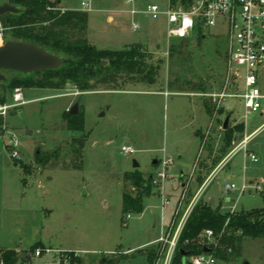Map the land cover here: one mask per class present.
<instances>
[{"label": "rangeland", "instance_id": "1", "mask_svg": "<svg viewBox=\"0 0 264 264\" xmlns=\"http://www.w3.org/2000/svg\"><path fill=\"white\" fill-rule=\"evenodd\" d=\"M60 1L57 8L72 10L81 8L83 0ZM91 4L84 37L99 50L143 47L145 62L156 73L155 84L140 76L120 75L116 82L109 79L93 91L79 93L71 84L63 90L11 87L15 79L34 77L2 72L6 81L0 84V106L12 103L17 88L25 101L8 109L0 126V249L15 250L20 264H73L72 258L80 264L107 259L114 264H150L146 256L157 248L153 242L169 226L174 206L179 202L182 208V196L190 198L209 175L204 198H213L216 205L221 200L222 213L234 203L237 212L264 209V193L255 188L264 177V127L248 140L246 149L223 162L245 129L249 134L264 123L259 114L245 116L241 99L217 97L238 89L226 81L225 27L216 24L199 29L200 34L194 31L167 40L163 16L151 19L128 13L148 5L165 10L166 0H92ZM110 11L120 12L114 23L115 13ZM132 22L139 24L137 32L131 31ZM0 28L1 45L11 36L1 23ZM151 90L163 95L142 93ZM171 92H187L193 100L206 101L212 106L210 120L192 107L189 97ZM75 104L84 114L82 133L69 132L62 118ZM230 113L233 136L225 147L222 125ZM193 129L204 131L202 142L190 134ZM11 139L17 141L18 159L11 157ZM82 139L73 151V140ZM122 145L131 146L135 154L124 156ZM244 150L253 152L257 162L245 158ZM165 159L169 160L164 183L168 209L161 207L159 191L150 184L142 212L129 213L125 221L122 191L135 194L137 189L124 174L138 171L151 180ZM134 160L138 168H133ZM225 185L235 190L227 192ZM242 186H246L243 192ZM33 245L41 251L31 250ZM216 264H264V237L244 238L236 257Z\"/></svg>", "mask_w": 264, "mask_h": 264}, {"label": "trees", "instance_id": "2", "mask_svg": "<svg viewBox=\"0 0 264 264\" xmlns=\"http://www.w3.org/2000/svg\"><path fill=\"white\" fill-rule=\"evenodd\" d=\"M21 10L19 14H4L0 16L2 27L9 31L11 40L34 44L46 51L62 58L63 65L54 70L36 72L34 78L15 79L11 87H35L39 89L63 90L71 84L77 92L93 91L100 85L115 81L117 76H140L145 83L155 81V70L145 62L143 47L136 46L129 50H99L85 37L87 30V13L76 10L57 8L58 2L51 0H0ZM200 34L199 29H195ZM103 62L106 64L103 65ZM39 75V77H37ZM116 82V81H115ZM1 84V83H0ZM211 105L206 104V110L211 114ZM69 132L82 133L84 131V114L80 110L77 114L69 112L62 114ZM4 123L0 116V126ZM242 127V126H241ZM242 132V129L239 131ZM225 147L232 139L229 128L223 130ZM73 140L71 146L83 143ZM136 189V193L122 191V213H141L145 190L151 188V180L144 178L138 171L124 174ZM219 205H212L210 201L201 199L192 210L181 234L179 250L176 252L172 264H182L180 250L188 253H199V234L205 229L214 233V244L210 245L217 260L227 261L237 256L244 238L264 237V209L249 212H238L230 215L222 213ZM228 220L227 225L225 222ZM188 240L187 245L183 241ZM40 246H32L33 251L40 250ZM157 248L149 250L146 260L151 264L156 257ZM73 264H80V260L72 258ZM113 259H107L99 264H114ZM0 264H20V257L12 249H0Z\"/></svg>", "mask_w": 264, "mask_h": 264}, {"label": "built area", "instance_id": "3", "mask_svg": "<svg viewBox=\"0 0 264 264\" xmlns=\"http://www.w3.org/2000/svg\"><path fill=\"white\" fill-rule=\"evenodd\" d=\"M132 3V0H126ZM92 10L90 0H85L81 4V11L90 12ZM64 11V9L62 10ZM131 16L142 14L151 19L163 16L166 22V38H185L194 30L210 28L216 24L225 27L227 41V63L226 81L234 83L237 90L217 96L220 99L238 98L243 101L245 116L259 114L264 116V0H166V9L161 10L157 5H148L144 10L138 11L134 8L129 10ZM140 26L132 22L131 31L137 32ZM0 28V38H1ZM22 90L17 88L13 94L12 103L0 106V116H4L8 109H12L24 104ZM264 127L260 125L251 135H255ZM252 136L244 139L230 151L232 156L241 149H246L248 140ZM9 144L13 148L11 157L18 159L16 148L17 141L11 139ZM245 151V158L256 163L257 157L252 152ZM120 152L124 156H132L135 150L129 145H122ZM227 157V158H228ZM168 159L163 161V168L151 178V184L158 189L160 194L161 207L168 209L169 198L164 194V183L168 178L166 166ZM196 168L194 165L191 175ZM216 171V170H215ZM214 171V172H215ZM211 180L209 176L190 198L183 195L180 201L182 208L174 206L173 217L167 228H162L160 237L153 243L157 244L156 257L153 264H172L176 252L179 250L180 238L184 226L197 203L203 199L204 191ZM225 190L231 192L235 190L233 185H225ZM255 188L264 193V177L261 178ZM246 186H242L241 192ZM230 215L238 213L235 203L227 211ZM129 217L126 215L125 221ZM228 220L225 222L227 225ZM214 233L211 229H205L199 234V253H186L182 255V264H216L217 258L209 250L214 244ZM188 240L183 241L187 245ZM207 249V251H204ZM35 255H40L36 252Z\"/></svg>", "mask_w": 264, "mask_h": 264}, {"label": "water", "instance_id": "4", "mask_svg": "<svg viewBox=\"0 0 264 264\" xmlns=\"http://www.w3.org/2000/svg\"><path fill=\"white\" fill-rule=\"evenodd\" d=\"M20 12L19 8L8 3L0 4V16L8 13L19 14ZM105 64L103 62V65ZM62 65L63 60L61 57L28 42L7 40L0 45V83L6 81L5 76L2 74L3 71L28 75L46 70H54ZM68 112L71 115L77 114L78 106L75 104ZM228 122L229 116L223 122V130L228 128ZM138 167V163L134 160L133 168ZM210 203L213 205L212 201ZM204 251H207V249ZM180 253L185 255L187 252L180 250Z\"/></svg>", "mask_w": 264, "mask_h": 264}, {"label": "crops", "instance_id": "5", "mask_svg": "<svg viewBox=\"0 0 264 264\" xmlns=\"http://www.w3.org/2000/svg\"><path fill=\"white\" fill-rule=\"evenodd\" d=\"M57 2H58V5H61V1L60 0H56ZM83 1H85V0H83ZM82 1V2H83ZM82 2H81V4H82ZM90 2H92V0H90ZM62 7V6H61ZM91 7H92V4H91ZM63 9H64V7H62ZM64 10H66V9H64ZM72 10H76V11H81V8H79V9H72ZM92 10H93V8H92ZM110 12H112V13H115L114 15H112L111 16V19H112V23H114L115 22V19H116V17L118 18V16L120 15V12H113V11H110ZM87 14L89 13V12H86ZM128 13H129V10H128ZM107 21L110 19V17L109 16H107ZM88 22V21H87ZM94 46V45H93ZM152 84H155V81H154V83H152ZM151 84V85H152ZM112 91H114V92H118V93H120V92H131L130 90H120V89H111ZM142 93H146V94H150V95H163V92L162 91H145V92H142ZM169 92H165L164 94H168ZM172 94H175V95H182V96H186V97H189L190 98V100H189V103L190 104H192V107H196L200 112L202 111V112H204L206 115H207V118H208V121L210 120V114L207 112V110H206V101L205 102H202V103H200L199 101H197V100H193L194 98V96L193 95H190V94H186L187 92H184V93H175V92H171ZM228 116H229V119H230V117H231V113L230 114H228ZM260 117H264V116H260ZM229 123V122H228ZM260 127V126H259ZM257 128H255L251 133H249V134H246V129H245V132L243 133L244 134V137H246V136H252L251 134L256 130ZM203 133H204V131H201V130H199V129H193V132L192 133H190L191 135H193V136H198L200 139H201V142H202V138H203ZM242 133V132H241ZM254 136V135H253ZM244 137L243 138H241V141L244 139ZM127 141V140H126ZM240 141V142H241ZM239 142V143H240ZM238 143V144H239ZM237 144V145H238ZM248 151V150H247ZM248 152H251V151H248ZM230 153V152H229ZM229 153H228V155H229ZM253 153V152H252ZM254 154V153H253ZM228 155H227V157H228ZM256 156V155H255ZM227 157L223 160V162L227 159ZM156 162L157 161H154L153 162V164H156ZM223 162L222 163H220V166L223 164ZM194 165H196V163L194 164ZM197 166V165H196ZM220 168V167H219ZM182 176V175H181ZM180 176V177H181ZM210 176V175H209ZM209 176H207L205 179H203L202 180V182L197 186V188H196V190H195V192L198 190V188L200 187V185L209 177ZM180 177H179V185H181V183H180ZM176 189H177V186H176ZM194 192V193H195ZM194 195V194H193ZM177 198V197H176ZM203 199L204 200H208V201H212L213 202V205H216V203H215V201H214V199L213 198H209V199H206V198H204V195H203ZM176 200V199H175ZM174 200V201H175ZM221 201V200H220ZM220 201H219V203H220ZM219 203L216 205V206H218L219 205Z\"/></svg>", "mask_w": 264, "mask_h": 264}, {"label": "flooded vegetation", "instance_id": "6", "mask_svg": "<svg viewBox=\"0 0 264 264\" xmlns=\"http://www.w3.org/2000/svg\"><path fill=\"white\" fill-rule=\"evenodd\" d=\"M34 74V73H33ZM29 75V74H28ZM37 77H39V75H37ZM23 93V92H22Z\"/></svg>", "mask_w": 264, "mask_h": 264}]
</instances>
